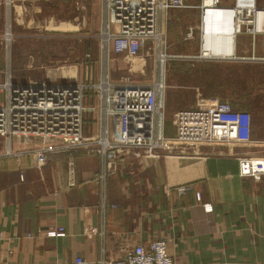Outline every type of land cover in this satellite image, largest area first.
<instances>
[{"label": "crops", "instance_id": "1", "mask_svg": "<svg viewBox=\"0 0 264 264\" xmlns=\"http://www.w3.org/2000/svg\"><path fill=\"white\" fill-rule=\"evenodd\" d=\"M13 4L7 18L12 27L104 25V0ZM40 11L44 22L35 24ZM75 11L95 16V23L71 18ZM4 12L0 0V27ZM260 43L264 35L254 37L251 47L240 36L236 58L229 62L264 65ZM96 57L97 78L102 72L99 50ZM227 101L250 114V144L181 147L138 159L123 155L106 181L104 209L94 179L100 166L96 156L85 149L54 152L37 167L33 152L20 140L0 138V264L117 261L135 246L160 239L175 264H264V178H243L238 166L240 157L264 158V90L237 93ZM163 132L172 137V123ZM58 228L63 237L46 235Z\"/></svg>", "mask_w": 264, "mask_h": 264}, {"label": "built area", "instance_id": "2", "mask_svg": "<svg viewBox=\"0 0 264 264\" xmlns=\"http://www.w3.org/2000/svg\"><path fill=\"white\" fill-rule=\"evenodd\" d=\"M199 1L198 5L192 6L187 0H104L105 20L98 36L102 72L97 78H94L92 64L88 60L90 55L85 56L84 78L78 83L67 79H46L40 83L17 85L12 81L11 68L7 63L0 82V138L20 140L33 152L37 167L43 166L45 156L54 152L85 149L96 156L100 166L94 179L101 188V209L105 207L106 181L116 173L123 155L138 159L143 155L155 157L181 147L250 144L251 116L248 112L235 110L229 101L202 100L194 109L175 113L172 122L174 134L167 138L163 132L160 113L162 89L158 81L147 85L133 84L128 80L110 81V56L132 58L152 48L161 55L166 50V17L169 11L195 10V25L190 26L183 39L184 42H196L194 45L200 55L193 59L207 62L234 60L239 37L243 34L258 35L255 32L256 18L264 12V6L258 0ZM12 3L13 0H4L8 12ZM240 5L255 7L242 9ZM206 27L218 32L209 42L204 40ZM227 32L233 36L231 44L224 38ZM13 38L8 21L3 36L6 47L11 46ZM207 44L218 53L227 51L231 45L233 55L213 56L210 51H203ZM87 95L96 99L97 108L95 105L90 108L84 106ZM97 109L100 116L97 136L85 138V114L95 113ZM238 166L243 178L254 181L264 178V158L240 157ZM68 168L72 175V159ZM46 235L63 237L64 230L58 228ZM74 264L91 263L77 258ZM97 264L175 263L168 254L166 241L160 239L147 246H135L120 260L102 259Z\"/></svg>", "mask_w": 264, "mask_h": 264}, {"label": "rangeland", "instance_id": "3", "mask_svg": "<svg viewBox=\"0 0 264 264\" xmlns=\"http://www.w3.org/2000/svg\"><path fill=\"white\" fill-rule=\"evenodd\" d=\"M187 2L192 6L200 3L199 0H187ZM258 2L264 6V0ZM13 5L12 3L9 12L4 6L5 15L0 27V82L2 70H5L8 63L12 72V81L17 85L40 83L46 79L48 81L67 79L78 83L84 78L86 62L83 61L86 55H90L88 60L92 64L95 78V58L99 50L98 36L101 27H12L11 25L14 38L11 46L6 47L3 36ZM41 12H38L40 16H35V24L44 22L45 15ZM86 14L84 12V15H80L77 12L70 17L77 15L79 20L85 18L88 22L95 23V16H86ZM32 21L31 19V24ZM195 21V10L169 11L166 17L168 46L161 55L152 48L141 52L137 57L110 58L111 82L128 80L133 84L147 85L158 81L162 89L160 113L165 130L173 122L175 113L194 109L202 100L227 101L234 98L237 93L253 94L260 89L264 90V65L259 62L246 61L233 64L229 61L211 63L193 59L200 55L197 46L194 45L196 42H184L183 39L190 26L195 25ZM241 36L248 47L253 46V36L249 34ZM259 53L264 54L262 43L259 44ZM96 75H98V67H96ZM94 105L95 108L98 107L96 99L92 98V95H87L84 106L90 108ZM99 121L98 109L95 113L85 114L83 122L85 138L92 136L96 138Z\"/></svg>", "mask_w": 264, "mask_h": 264}, {"label": "bare ground", "instance_id": "4", "mask_svg": "<svg viewBox=\"0 0 264 264\" xmlns=\"http://www.w3.org/2000/svg\"><path fill=\"white\" fill-rule=\"evenodd\" d=\"M255 6H256V2H255ZM254 5L251 6V5H248V6H241L240 5V8H246V9H253L255 7ZM205 25H207V23L205 22ZM256 25L257 27H255V32L260 34V35H264V12H261L257 18H256ZM209 26H210V23H209ZM218 32H214L212 27H206L205 29V35H204V40L205 42H209L211 41L212 37L214 35H216ZM224 38L228 39L229 40V43L231 44L232 43V38L233 36L231 35L230 32H227V34H224ZM231 46V45H230ZM228 47L227 48V51L225 52H222V53H218V52H215L214 50H211V48L207 45L204 46V49L203 51L206 52V51H210V53L213 55V56H221V57H231L233 55V48L232 46L231 47ZM203 53V52H202ZM203 55H207V54H203Z\"/></svg>", "mask_w": 264, "mask_h": 264}]
</instances>
